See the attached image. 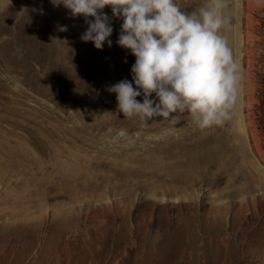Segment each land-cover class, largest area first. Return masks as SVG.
Segmentation results:
<instances>
[{"label":"rangeland","instance_id":"1","mask_svg":"<svg viewBox=\"0 0 264 264\" xmlns=\"http://www.w3.org/2000/svg\"><path fill=\"white\" fill-rule=\"evenodd\" d=\"M226 2L243 79L200 130L118 112L122 21L101 50L63 6L0 0V264H264V0Z\"/></svg>","mask_w":264,"mask_h":264},{"label":"clouds","instance_id":"2","mask_svg":"<svg viewBox=\"0 0 264 264\" xmlns=\"http://www.w3.org/2000/svg\"><path fill=\"white\" fill-rule=\"evenodd\" d=\"M50 2L67 9L70 18L83 17L87 28L80 39L97 49L112 46V21H122L116 43L135 57L132 80L107 90L116 95L117 110L125 118L175 123L177 115L187 113L204 130L235 115L243 74L221 34L232 24L226 0H207L193 12L182 10L177 0ZM109 7L111 17L103 11Z\"/></svg>","mask_w":264,"mask_h":264}]
</instances>
